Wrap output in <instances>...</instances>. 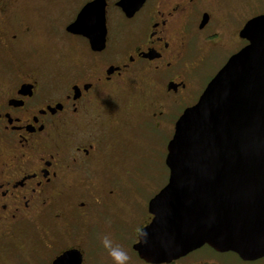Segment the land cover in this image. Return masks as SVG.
<instances>
[{
  "label": "flooded vegetation",
  "instance_id": "af4514ba",
  "mask_svg": "<svg viewBox=\"0 0 264 264\" xmlns=\"http://www.w3.org/2000/svg\"><path fill=\"white\" fill-rule=\"evenodd\" d=\"M88 1L58 10L53 0H0V264H53L66 251L76 264H115L105 234L126 264H233L226 254L263 262L207 244L151 262L133 245L167 183L176 120L247 43L244 23L264 12L239 23L241 1L145 0L126 16L105 0L104 41L93 48L68 29ZM41 31L52 44L39 42ZM162 146L166 180L147 190Z\"/></svg>",
  "mask_w": 264,
  "mask_h": 264
},
{
  "label": "water",
  "instance_id": "95a60500",
  "mask_svg": "<svg viewBox=\"0 0 264 264\" xmlns=\"http://www.w3.org/2000/svg\"><path fill=\"white\" fill-rule=\"evenodd\" d=\"M145 0H118L126 16ZM105 0H91L68 29L100 48ZM247 43L175 122L166 147L167 183L148 202L151 221L133 247L151 262H168L207 244L244 260L264 256V13L239 31ZM73 251L53 264H76ZM75 258V257H74Z\"/></svg>",
  "mask_w": 264,
  "mask_h": 264
},
{
  "label": "rangeland",
  "instance_id": "374dc122",
  "mask_svg": "<svg viewBox=\"0 0 264 264\" xmlns=\"http://www.w3.org/2000/svg\"><path fill=\"white\" fill-rule=\"evenodd\" d=\"M71 1L72 0H53V2L51 4H52V7L54 9L57 8L58 10H60V9H62L61 3L68 4V3H71ZM240 1L244 5L246 4V6H245V10L242 11L240 13V16L237 17L239 23H241L243 20H245L246 18H248L249 16H251L254 13L264 12V0H228L227 4L228 3L234 4V3H237ZM20 2L25 3V5H28L29 7H34L35 5L40 3L39 0H20ZM33 11L35 13L30 12L32 17H33V15H37L36 10L33 9ZM62 17L65 19L66 16H62ZM34 18H37V17L34 16ZM61 22H62V19H61ZM61 22H59V20H58L59 24ZM44 34L41 31V35H39V36L36 35V37H38L39 42H40V40H42V43H44L45 45L52 44V40L48 39L47 34H45V35ZM52 46L55 48L54 45H52ZM213 71H215V68H212L210 72H213ZM164 155H165V147L163 148V146H162V147H158V148L154 149L152 156H153V159L158 163L159 168L156 170V173H155L156 175H155L154 179L151 181H146V184L148 186L144 187L145 189L155 191L166 180L165 179L166 176L163 174V172L160 168L161 167L160 166L161 158H163ZM137 188H141V187L137 186ZM225 256H226V258H228V260H231V262L233 264H239L238 260L235 257H233L231 254H226ZM262 260H263V262H258L257 264H264V258ZM247 264H255V263H247Z\"/></svg>",
  "mask_w": 264,
  "mask_h": 264
},
{
  "label": "clouds",
  "instance_id": "9594fccd",
  "mask_svg": "<svg viewBox=\"0 0 264 264\" xmlns=\"http://www.w3.org/2000/svg\"><path fill=\"white\" fill-rule=\"evenodd\" d=\"M101 243L108 249V255L112 257L115 264H126L129 259L128 254L118 245L114 246L107 234L101 237Z\"/></svg>",
  "mask_w": 264,
  "mask_h": 264
}]
</instances>
